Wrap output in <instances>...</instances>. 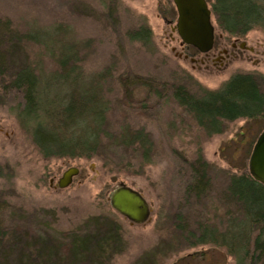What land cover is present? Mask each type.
<instances>
[{
    "label": "rangeland",
    "instance_id": "obj_1",
    "mask_svg": "<svg viewBox=\"0 0 264 264\" xmlns=\"http://www.w3.org/2000/svg\"><path fill=\"white\" fill-rule=\"evenodd\" d=\"M164 18L177 20L172 0H0V54L7 62L14 55L42 86L64 69L73 71L106 109L98 154L48 160L17 121L22 95L1 89L0 212L10 222L62 236L88 229L93 219L112 221L119 237L105 234L110 244L116 241L109 264H233L225 249L195 243L204 228L226 231L236 218L238 207L224 192L232 175L248 169L264 119L224 123L222 132L208 135L173 90L183 86L201 98L236 74L264 77V31L239 38L253 51L238 52V61L219 70L192 63L201 58L192 47L184 49L188 59L180 58V39H168ZM142 30L149 39L141 40ZM1 58L0 70L13 67ZM73 79L71 86H82ZM198 162L207 164L200 194L191 179ZM71 167L81 171L71 187L50 186ZM120 184L146 197L152 209L147 223L132 225L110 208L108 197ZM49 247L43 243V253Z\"/></svg>",
    "mask_w": 264,
    "mask_h": 264
},
{
    "label": "trees",
    "instance_id": "obj_2",
    "mask_svg": "<svg viewBox=\"0 0 264 264\" xmlns=\"http://www.w3.org/2000/svg\"><path fill=\"white\" fill-rule=\"evenodd\" d=\"M209 5L217 32L227 39L241 38L252 30L264 31V0H212ZM141 32V40L149 39L147 31ZM8 43L10 46L12 39ZM1 55L13 67L0 70V98L5 96L2 90L22 95L24 105L16 113L17 121L45 159H89L103 148L106 109L102 97L93 93L95 88L85 81L78 82V74L65 69L43 81L42 86L28 65L17 61L14 55L8 63L7 55ZM62 66H66L65 62ZM73 78L82 86H71ZM149 87L154 90L152 83ZM156 89L161 93L165 88L159 85ZM65 94L62 99L60 96ZM173 95L208 135L222 132L224 123L264 119V77L255 74H236L220 90L207 92L201 98L183 86L175 88ZM73 131H78V135ZM206 165L198 162V171L191 175L196 194L204 188ZM224 193L238 207L236 218H230L226 231L204 228L196 243L225 249L233 264H264V186L246 168L229 178ZM91 223L88 229L85 226L59 236L39 229H21L17 227L20 222H10L6 212H0V264H109L115 256L116 241L110 244L105 234L111 232L119 237L118 226L107 219H93ZM43 243L50 246L47 254L43 253Z\"/></svg>",
    "mask_w": 264,
    "mask_h": 264
},
{
    "label": "water",
    "instance_id": "obj_3",
    "mask_svg": "<svg viewBox=\"0 0 264 264\" xmlns=\"http://www.w3.org/2000/svg\"><path fill=\"white\" fill-rule=\"evenodd\" d=\"M178 18L176 29L183 44L196 48L206 54L213 48L215 26L213 13L206 0H173ZM249 173L264 186V131L258 137L249 158ZM77 167L66 170L58 181L57 187H70L79 175ZM111 208L133 225H143L151 217L152 209L145 197L137 190L118 185L109 195Z\"/></svg>",
    "mask_w": 264,
    "mask_h": 264
},
{
    "label": "flooded vegetation",
    "instance_id": "obj_4",
    "mask_svg": "<svg viewBox=\"0 0 264 264\" xmlns=\"http://www.w3.org/2000/svg\"><path fill=\"white\" fill-rule=\"evenodd\" d=\"M163 20H164V22L166 23V25L169 28L168 39H170L171 41H176L177 39H176L175 36H177L178 39H180L178 31L176 29L177 20L173 21V20H168L167 18H164ZM233 39L235 40L234 43H232V44L226 43V41H230V40H233ZM179 45H180L181 52L178 54V56L180 58L188 59L189 56L184 52V49H189V48H191V46H187V45L183 44L181 39H180V44ZM243 45H244V47H243ZM184 47H186V48H184ZM174 50H175V48H174ZM248 51H253V49L248 47L245 44L239 43V38L227 39L226 36L219 35V34L217 35V32H216L215 39H214V45H213L212 50L210 52L206 53V54L200 53L201 58H199V59H193V58H190V59H191V62L194 63V64H198V65L211 64L212 66H214V67H216L217 69L220 70L223 67L229 66L231 63H234V62L238 61L239 60L238 52H248ZM79 171H80V169H79ZM76 178L73 179V182L70 185V187L73 185V183H74ZM59 179L57 180L56 183H55V180L52 179L51 182H50V186L55 188V189H57V190H61L60 188L57 187ZM145 199H146V197H145ZM108 202H109V197H108ZM109 206H110V202H109ZM110 208H111V206H110ZM195 244L196 245H200L198 243H195ZM205 245L214 246L212 244H203V246H205Z\"/></svg>",
    "mask_w": 264,
    "mask_h": 264
}]
</instances>
